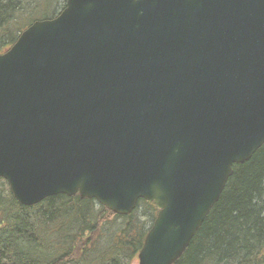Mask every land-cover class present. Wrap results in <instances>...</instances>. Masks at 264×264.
<instances>
[{
  "label": "water",
  "instance_id": "1",
  "mask_svg": "<svg viewBox=\"0 0 264 264\" xmlns=\"http://www.w3.org/2000/svg\"><path fill=\"white\" fill-rule=\"evenodd\" d=\"M264 144V0H65L0 53V177L157 212L138 264H173Z\"/></svg>",
  "mask_w": 264,
  "mask_h": 264
},
{
  "label": "trees",
  "instance_id": "2",
  "mask_svg": "<svg viewBox=\"0 0 264 264\" xmlns=\"http://www.w3.org/2000/svg\"><path fill=\"white\" fill-rule=\"evenodd\" d=\"M65 0H0V53ZM157 209L119 215L95 199L56 194L25 206L0 177V264H134ZM173 264H264V144L233 166L218 201Z\"/></svg>",
  "mask_w": 264,
  "mask_h": 264
},
{
  "label": "rangeland",
  "instance_id": "3",
  "mask_svg": "<svg viewBox=\"0 0 264 264\" xmlns=\"http://www.w3.org/2000/svg\"><path fill=\"white\" fill-rule=\"evenodd\" d=\"M134 264H137V262H135Z\"/></svg>",
  "mask_w": 264,
  "mask_h": 264
}]
</instances>
